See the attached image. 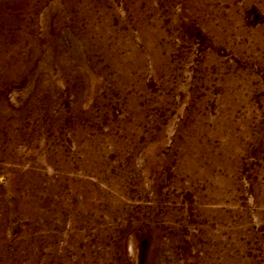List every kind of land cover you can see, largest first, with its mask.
<instances>
[{
  "label": "rangeland",
  "instance_id": "374dc122",
  "mask_svg": "<svg viewBox=\"0 0 264 264\" xmlns=\"http://www.w3.org/2000/svg\"><path fill=\"white\" fill-rule=\"evenodd\" d=\"M0 264H264V0H0Z\"/></svg>",
  "mask_w": 264,
  "mask_h": 264
}]
</instances>
